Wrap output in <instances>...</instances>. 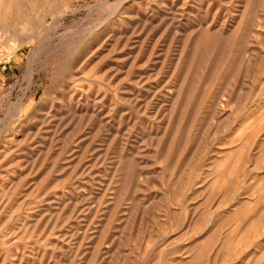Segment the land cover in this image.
<instances>
[{"label": "rangeland", "instance_id": "obj_1", "mask_svg": "<svg viewBox=\"0 0 264 264\" xmlns=\"http://www.w3.org/2000/svg\"><path fill=\"white\" fill-rule=\"evenodd\" d=\"M0 264H264V0H0Z\"/></svg>", "mask_w": 264, "mask_h": 264}, {"label": "bare ground", "instance_id": "obj_2", "mask_svg": "<svg viewBox=\"0 0 264 264\" xmlns=\"http://www.w3.org/2000/svg\"><path fill=\"white\" fill-rule=\"evenodd\" d=\"M7 5V7L9 8L10 6H11V3H8V4H6ZM131 9V8H130ZM42 24V23H41ZM42 26H43V24H42ZM116 26V25H115ZM40 32V31H39ZM34 36V35H33ZM37 37V36H36ZM42 38V37H41ZM18 46V45H17ZM20 48V47H19ZM18 47L17 48H15L14 49V52H17L18 51V49H19ZM12 51H13V49H12ZM14 52H12V53H14ZM3 58V57H2Z\"/></svg>", "mask_w": 264, "mask_h": 264}]
</instances>
